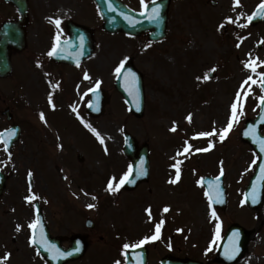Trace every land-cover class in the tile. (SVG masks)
I'll return each instance as SVG.
<instances>
[{
  "label": "rangeland",
  "instance_id": "obj_1",
  "mask_svg": "<svg viewBox=\"0 0 264 264\" xmlns=\"http://www.w3.org/2000/svg\"><path fill=\"white\" fill-rule=\"evenodd\" d=\"M215 1L216 6H211L209 0H173L167 37L165 41L154 46L147 45L145 38L132 40L124 38L123 40V37L117 35L103 36L102 31L100 33L97 29L100 61L95 63V65L99 63L97 67L94 65L89 68L94 76H98L99 86L109 95V103L103 115L92 121L89 120L87 125H91L100 133V137L104 139L103 144L100 143L96 134L86 127L84 117L78 115L70 107L64 108L72 100L75 101L74 105L77 108L86 102L85 98L76 96L77 93L72 94L71 86L74 81L70 72L67 77L71 79L69 89L55 94L56 102L64 105V109L53 110L43 107L35 114L34 111L40 108L44 100L46 89L49 87L48 90H50L51 83L48 79L52 80V78L46 75L45 67L35 66L32 63L27 67L23 65L27 74L25 77L17 75V80L22 82L19 84H16L12 78L0 81V106L3 108L6 105L10 106L14 110V115L24 124L22 140L17 143L11 156H3L0 151V170L11 175L10 184L20 187L26 185V176L29 172L32 173L35 185L40 191L46 193L49 199L52 209L51 212L48 211V217L51 222H56L61 218L56 207L71 196L65 192H72L69 187L80 184V179L86 183L94 178L99 179L103 174L107 176L108 172H112L111 178L118 176L126 163L122 156V133L127 131L136 138L139 144L148 143L152 158H154L152 172L159 175L157 179L159 192L163 188L161 184L164 181L165 169L172 164L173 172L169 176L171 175L173 180L176 175V168L173 165L180 162L181 175L179 181L175 183L174 190L176 195L165 189L160 192L162 196L159 199L177 203L174 206L177 209L172 212L175 213L173 219L177 220L175 223L180 227V236H174L181 247L180 254L184 255L187 249H194L192 244L197 245L195 249L204 246L210 224L209 219L206 220L204 209L200 210L198 207L205 205L206 197L201 178L211 173L209 163L210 167L217 164L220 158L217 152L225 155L223 165L227 170L226 181L237 180L239 176L244 181V177L254 168V164L251 155L245 151V145L240 143L233 149L230 141H225L217 151L205 156V151H196L198 148H205L201 145L202 142L196 144L193 142L194 135L205 132V129L209 127L210 117L215 118L214 121L218 122L217 126L220 130L224 129L231 115V105L237 93H240L244 113L240 116L239 122H244L245 118L254 117L258 110V98L262 93L257 84L251 81L244 84L250 75L258 79L245 67V64L249 60V54L253 59L258 57L264 60V43H261L264 41V22L258 26L259 39L255 34V28L248 27L247 32L241 35L234 32L233 38L238 39L236 36H241V41L246 38L243 44L239 43V47L237 45L233 47L231 28L235 27L231 25V22L228 21L227 25L220 27L219 33L216 28L218 21L225 22L228 17H231L232 22L237 25L244 24L248 13L259 0H240V6L233 7H230V0ZM103 43L115 45L113 61H109ZM205 43H213L214 46L213 44L205 46ZM215 45L220 48L217 49V46L215 48ZM208 50L209 55H207ZM193 53L195 55L192 56ZM102 55H105L109 63L102 61ZM224 55L227 56L226 60H222ZM128 57L142 73L144 79L145 111L141 118H135L128 111L126 104L113 86L116 68ZM212 67H217L219 76L210 81L211 84L205 85L204 76ZM258 71L264 72V67L259 68ZM198 77L200 79H197ZM41 112L44 113L46 123L40 119ZM189 114L192 115L191 122L186 119ZM0 122H5L2 116H0ZM239 122L235 123L228 133L227 137L230 139H236V136L231 133H234ZM174 126L176 131L170 133L169 131ZM187 136L191 138L183 141ZM62 144L67 145L65 151L62 149V152H58L53 149L55 146L62 147ZM188 144L192 145L189 152L179 155ZM79 147L92 149L90 154L82 148L88 153L89 162L84 159L82 163H78L74 158L78 153L84 154ZM165 152L167 159L173 157L175 160L172 163L164 161L162 163L164 172L161 174L158 171L162 167L157 164L156 156H163ZM215 153L217 156L213 157ZM199 154L201 155L198 156ZM80 167L83 168L81 178H79ZM57 168L62 170L64 178L60 179ZM107 185L100 188V196L101 198L104 195L115 197L111 206L113 208H106L111 212L110 218L117 209L122 215L123 224L131 214L130 225L135 222L147 226L150 224L151 216L142 212L144 203L137 202L142 192L141 188L131 193L132 197H127L128 195L124 193H110L107 191ZM48 189L59 194L50 193ZM22 191L24 189H20V192ZM73 191L78 197L79 209L83 211V208L86 210L88 207L84 204V199L89 195L94 197L98 190L95 188L89 192L84 191L82 194L76 190ZM144 198L146 201L149 200L147 194ZM162 203L159 202V205ZM90 211H85V216L93 217V212ZM107 220H110L109 222L113 225L117 223V220L109 218ZM175 228L178 233V228ZM251 261L253 263L250 246L245 263ZM245 263L242 262V264Z\"/></svg>",
  "mask_w": 264,
  "mask_h": 264
},
{
  "label": "flooded vegetation",
  "instance_id": "obj_2",
  "mask_svg": "<svg viewBox=\"0 0 264 264\" xmlns=\"http://www.w3.org/2000/svg\"><path fill=\"white\" fill-rule=\"evenodd\" d=\"M84 1L88 4L86 9L84 8ZM92 5L91 0H16L15 4L0 0V26L5 22L17 23L24 13L23 20L27 44L24 50L20 52L12 51L11 54L12 76L15 77V80H17V75H21L20 68L23 65L29 66L32 63L33 65L44 66L48 69L49 74L54 75L53 85H58V87L52 86V88H57V92L63 93L71 81L70 78L67 79V70L69 67L73 68V64H77L73 59L78 55H85L87 52L83 50V46L69 45L71 42L70 28L75 23L81 25L82 30L85 32L84 46L87 47L90 43V50L93 52L87 60L78 64L79 67L94 66L96 62H99V47L96 43V30L94 29V24L99 22V17ZM129 6L133 7L131 4ZM49 17L53 20L60 19L61 24L59 27L50 21ZM58 33L63 45L66 46L63 53L64 61H55L52 56L48 55L56 43ZM103 44L109 61H113L115 57L114 46L110 43ZM68 52L71 53L70 56H67ZM209 54L208 50L207 55ZM101 57L102 61L109 63L105 55ZM211 73L215 75L213 71ZM73 81L77 85L76 91L80 92L83 85L79 78L76 76ZM47 92H50L48 88ZM54 101L53 98L52 102ZM2 114L3 109L0 107V115L2 116ZM10 117V121L4 117L6 122H0L2 129L11 124H16L21 127V135L23 136L24 126L22 120L13 113ZM213 129L217 130V123H214L211 130ZM262 133L264 132L262 131ZM214 139L221 142L222 145L227 141V139L221 141L219 135L214 136ZM14 148L15 146L11 151H14ZM1 172L5 178V185L0 188V258L10 253V259L6 264H48L44 256L38 251V247L42 246L30 243L32 229L29 228V224L36 219L37 215L40 216L47 240L51 238L59 240V245L63 250H67L72 246L74 238L79 243L85 244V254L81 258L66 264H115L117 260L123 264L125 261L124 243L132 246L138 244L146 236L151 237L145 226L140 222L130 225L131 219L125 227H115L108 222L101 223L98 220H93L92 224H87L81 211L77 208L75 197H71L70 202L63 201L61 203L62 206L59 211L62 217L61 221L53 223L47 217L48 205L46 208L42 203L43 201H49L45 195L46 193L35 191L36 186L34 185L20 187L10 184L11 176L7 172ZM223 179L224 185L221 188L223 203L216 202L213 206L218 217L215 220L217 226L219 225V233L213 238L211 236L207 237L204 263L225 264L216 259L218 244L231 224H243L241 220L245 213L253 224L247 226V229L251 230L249 241L253 256V263L251 264H264V191L261 206L257 210H250L243 201L245 190L243 182L226 181L225 174ZM149 183L158 185V180L152 176ZM30 188L31 191H29ZM73 188L89 189L90 186H75ZM20 189L27 191L20 192ZM32 194H35L37 199L29 203L25 200V197ZM20 195L23 197L22 200H20ZM95 203L98 207L94 214L99 216V197L96 198ZM17 225L21 226L20 231L16 230ZM173 238L174 236L171 234L162 233L159 239L149 240V242L141 245L147 248L146 264H161L162 258L166 256L172 259L179 258V242ZM248 251L242 259L247 257ZM241 260L234 264H240ZM133 263H135L134 260Z\"/></svg>",
  "mask_w": 264,
  "mask_h": 264
},
{
  "label": "snow or ice",
  "instance_id": "obj_3",
  "mask_svg": "<svg viewBox=\"0 0 264 264\" xmlns=\"http://www.w3.org/2000/svg\"><path fill=\"white\" fill-rule=\"evenodd\" d=\"M152 2L154 3L155 0H152ZM141 4L144 8V12L142 13V15L148 13V4L145 3V0H141ZM234 5L235 6H240V0H234ZM109 6L111 7V0H109ZM242 15V14H241ZM264 15V0H262L261 4L258 6L257 11L255 13H253L252 16H249L247 19L249 22H251L253 20V18L255 16H261ZM160 16V6L157 5L156 7L151 9V13L148 14V18L149 20L152 21H156L159 19ZM49 20L54 22L56 24L57 27H59V25L61 24V20L60 19H55L53 20V18L49 17ZM227 20L229 22H232V18L228 17ZM247 25L245 24H241L240 27H246ZM221 27H223V25H221ZM63 42L60 40V35L59 33L56 36V43L54 44L53 48L51 49V51L48 53L49 56H54L58 53V50L60 49V45ZM261 43H264V41H262ZM237 47H239V44L237 45ZM125 64L122 61L121 64L116 68V73L117 75H119L121 73V70L124 68ZM245 67L248 68L255 76L258 77V79H254L252 75L248 76L247 79L244 81V84H248L249 81H251L253 84H257L262 91H264V72H260L258 71L259 68L264 67V60H260L258 57L253 59L251 54H249V60L248 62L245 64ZM130 71V70H129ZM133 77L135 76L134 73L131 74ZM208 78V74H205L204 79ZM85 79H90V77L88 76L87 73H85ZM197 79H200V77H198ZM99 81H97L96 87H99ZM53 87H58V85H53ZM91 91V90H90ZM49 103L52 104V107L55 108V104L52 102V96L49 95ZM260 103L261 105H264V96H260L259 97ZM75 110V109H74ZM243 113V103L241 102V96L240 93H237L236 99L235 101L232 103L231 105V115L229 117V120L227 122V126L222 129L221 131L217 132L216 129H213L211 131H206V132H200L198 133L199 137H213V136H217L219 135V139L221 141H223L228 133L231 131V129L233 128L235 123L239 122V118L240 116H242ZM40 119L42 121H45V116L44 113L41 112L40 113ZM186 119L191 122L192 120V115L189 114ZM264 119V118H262ZM175 123V122H174ZM86 127L90 128L91 131L93 133L96 134V136L100 139V143L103 144L104 143V139L102 137H100V133L95 129L92 128L91 125H86ZM171 131L175 132L176 131V127H172ZM256 129L255 127L249 129L245 135H249V136H253L255 139V142L259 144L260 146V150L262 152H264V138H261L260 136H256ZM16 135L15 130H6L4 133H0V144L4 145V150L7 151L8 147L12 141V138ZM213 146L212 142H209V148H211ZM192 148V145L188 144L183 152L179 153V155H184L185 153L189 152V150ZM209 148H205V149H196V151L201 152V151H208ZM107 151V149H105ZM11 156V153H9V157ZM180 162L178 161L177 164L173 165V167L176 168V175H175V179L171 180L170 183H177L180 179V167H179ZM133 169L132 166H129L128 172L124 174V176H122L119 181L116 180L115 177H112L107 185V191H109L110 193H115L118 192L126 183H134V180H131L129 177L132 173ZM145 173L143 172V170H141V172L139 173V175H144ZM223 169H221V175H223ZM32 173L29 172V176H31ZM259 179L261 181H264V164L260 165V176ZM202 183V181H201ZM208 187L210 190V194L209 195V200L210 202H219V203H223L222 200V190L220 189V180L219 177H217L215 180H209L208 181ZM29 191H31V188L29 189ZM249 197L251 198L252 203H256L257 202V188L254 186L252 191L250 193H247L245 195V202L249 199ZM37 197L35 194L29 195L25 197V200L28 201L29 203H32V201L36 200ZM89 208L94 207V205L89 204L88 205ZM146 211L148 212L149 216H151V209H146ZM164 211L167 212L169 211L168 207L164 208ZM212 217L215 219H218V217L216 216V212L213 209L212 210ZM163 223V221H161V224ZM29 228L32 229V236L30 238V243L32 245H41L45 247V250L48 251L49 253L52 254V258L53 259H59L61 257H66V256H70L72 255V252H63L61 251L59 248H57L55 245L51 244L47 238L46 235L44 233V229H43V225L41 223L40 217L39 215H37L36 219L34 221H32V223L29 224ZM17 231L21 230V226L17 225ZM219 233V225L217 226V234ZM238 235V234H236ZM160 238V225H157L156 227V232L153 236L151 237H145L143 240H141L138 244L136 245H128L125 244L123 247L125 250H128L130 247L136 248V247H140L141 245L149 242V240H156ZM75 251H79V248L75 249ZM11 254H5L2 258H0V264H6V262L10 259ZM233 258V256H229V259ZM115 264H121V262L119 260H117L115 262Z\"/></svg>",
  "mask_w": 264,
  "mask_h": 264
},
{
  "label": "water",
  "instance_id": "obj_4",
  "mask_svg": "<svg viewBox=\"0 0 264 264\" xmlns=\"http://www.w3.org/2000/svg\"><path fill=\"white\" fill-rule=\"evenodd\" d=\"M97 2L101 16L104 21V29L109 32H116L118 30H122L123 32L129 34H137L138 32L150 30L152 28L155 29L154 32L151 33L150 37L153 40H157L163 36L165 32V21H166V8H167V1L162 0L163 9L162 14L159 16V19L156 21L149 20L148 14L151 13V9L154 8V4H148V13L144 15H140L134 13L131 10L125 9L122 5L116 0H111L112 5L119 10L126 18L120 17L117 15V12L114 13L112 10H109L108 3L109 0H95ZM261 16H259L260 18ZM16 39L12 36L8 30H3L0 33V76H5L10 71V62H9V52L12 46H16ZM130 70V71H129ZM134 73L135 76L133 77L131 74ZM116 88L117 90L124 96L125 100L130 106V109L135 113L136 116H141L143 110V87H142V80L141 76L134 70L131 64H127L119 74L116 80ZM107 103V96L104 92H96L93 93V100L90 104V108L96 107L99 108L101 112L103 110L104 105ZM261 105V103H260ZM264 105H261V111L258 115L255 122L257 124L249 126V128L257 127L258 124H264ZM16 135L12 138V142L17 138V132L15 129ZM125 146L124 152L126 155L131 157L132 159V168L133 174L132 177L135 182L134 183H127V188H133L138 180L145 176L146 171L144 170V165L146 160L144 156L137 157V154H146L145 149L137 150L135 140L128 134H125ZM247 140L253 145L256 146L254 142V138L250 137ZM9 145V146H10ZM264 164V154H262L258 170L256 174L252 178V183L258 184L261 183L263 185L264 181L259 179L260 176V165ZM143 170L145 173L144 175H139V173ZM247 241V233L243 231V238L241 240V247L242 250H245V244ZM180 264H196L192 262H180Z\"/></svg>",
  "mask_w": 264,
  "mask_h": 264
},
{
  "label": "bare ground",
  "instance_id": "obj_5",
  "mask_svg": "<svg viewBox=\"0 0 264 264\" xmlns=\"http://www.w3.org/2000/svg\"><path fill=\"white\" fill-rule=\"evenodd\" d=\"M201 209H204V211H205V206L201 205V206H200V210H201Z\"/></svg>",
  "mask_w": 264,
  "mask_h": 264
}]
</instances>
